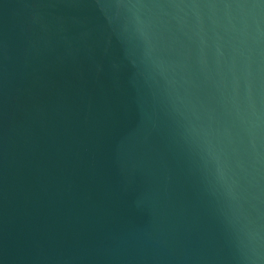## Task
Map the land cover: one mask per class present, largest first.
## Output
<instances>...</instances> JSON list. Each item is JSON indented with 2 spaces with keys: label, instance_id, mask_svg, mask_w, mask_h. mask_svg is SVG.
I'll return each mask as SVG.
<instances>
[{
  "label": "water",
  "instance_id": "water-1",
  "mask_svg": "<svg viewBox=\"0 0 264 264\" xmlns=\"http://www.w3.org/2000/svg\"><path fill=\"white\" fill-rule=\"evenodd\" d=\"M0 264H264V0H0Z\"/></svg>",
  "mask_w": 264,
  "mask_h": 264
}]
</instances>
